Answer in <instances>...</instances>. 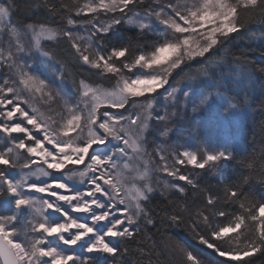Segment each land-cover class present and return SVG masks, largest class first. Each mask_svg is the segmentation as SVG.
<instances>
[{
	"label": "snow or ice",
	"instance_id": "6c2138e0",
	"mask_svg": "<svg viewBox=\"0 0 264 264\" xmlns=\"http://www.w3.org/2000/svg\"><path fill=\"white\" fill-rule=\"evenodd\" d=\"M0 264H264V0H0Z\"/></svg>",
	"mask_w": 264,
	"mask_h": 264
},
{
	"label": "trees",
	"instance_id": "16d2710c",
	"mask_svg": "<svg viewBox=\"0 0 264 264\" xmlns=\"http://www.w3.org/2000/svg\"><path fill=\"white\" fill-rule=\"evenodd\" d=\"M262 41H257V43H261ZM177 80L180 79L179 76L176 77ZM245 121L242 119H236L233 121H225L223 123H221L220 125H218L214 130H213V135L221 140L229 137V136H235L237 139H240L241 137V130L244 128L245 126ZM259 139V137H257V140ZM251 144H252V136L251 133H247V145L249 146V151H251ZM241 145L244 146L245 145V141L241 140ZM257 151H259L260 145L259 143H257L256 145ZM191 247L193 248V250L199 251L201 246H199L198 244H196L194 241H189ZM203 254V253H202ZM223 259V258H220ZM253 259H256L257 261L260 260V257L257 255L256 257H254Z\"/></svg>",
	"mask_w": 264,
	"mask_h": 264
}]
</instances>
